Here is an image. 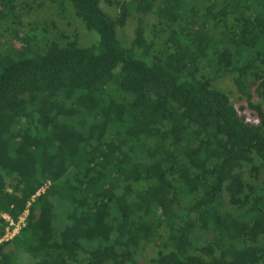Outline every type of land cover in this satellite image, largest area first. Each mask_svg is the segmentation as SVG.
I'll return each mask as SVG.
<instances>
[{
  "label": "trees",
  "instance_id": "1",
  "mask_svg": "<svg viewBox=\"0 0 264 264\" xmlns=\"http://www.w3.org/2000/svg\"><path fill=\"white\" fill-rule=\"evenodd\" d=\"M103 1L0 0V264H264V0Z\"/></svg>",
  "mask_w": 264,
  "mask_h": 264
},
{
  "label": "rangeland",
  "instance_id": "2",
  "mask_svg": "<svg viewBox=\"0 0 264 264\" xmlns=\"http://www.w3.org/2000/svg\"><path fill=\"white\" fill-rule=\"evenodd\" d=\"M28 1L31 0H18L19 3ZM32 1L34 2L35 6L32 8L29 15H22L20 17V19L23 21V25L24 23H26L27 27H29V22H37L42 24L48 23V37H50L51 33H56L57 31H59L60 34L62 33L70 38L76 35L81 44H90L93 41V37H96L95 33L88 32L83 26H81L79 21H77V19L75 18L73 14L74 11L71 6V9L67 5L63 6L62 9V7L57 4L58 2H56V0ZM101 5L109 12H115V8L108 6L103 0H101ZM51 23H54V27H52ZM133 25V23H130L129 25L123 27L122 32L126 37L131 35ZM120 32L121 31L119 30L118 33L120 34ZM5 35H7V33H5ZM120 36L123 37L122 35ZM214 83L228 93L230 101L233 105L238 107L242 104L245 106V109L243 111H246L248 114L251 112L255 113L253 112V110L250 112L249 108L246 105V102L239 98L235 88L232 85L231 80L228 77H219L215 79ZM254 99L257 101V97H255ZM255 116L257 117L256 113ZM146 252L148 254H153V246L147 245ZM23 256L25 257V259H29L27 255Z\"/></svg>",
  "mask_w": 264,
  "mask_h": 264
},
{
  "label": "built area",
  "instance_id": "3",
  "mask_svg": "<svg viewBox=\"0 0 264 264\" xmlns=\"http://www.w3.org/2000/svg\"><path fill=\"white\" fill-rule=\"evenodd\" d=\"M45 186H42L37 193L40 191H44ZM27 214V210H25L18 218L17 221H13L7 214H2V217L5 218V220L8 222V224L5 226L4 233L0 238L1 241H7L11 239L15 234L18 233L20 227L24 225L25 223V216Z\"/></svg>",
  "mask_w": 264,
  "mask_h": 264
}]
</instances>
